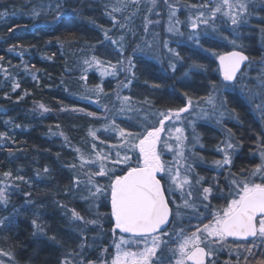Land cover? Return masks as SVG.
Returning a JSON list of instances; mask_svg holds the SVG:
<instances>
[{
    "label": "trees",
    "instance_id": "16d2710c",
    "mask_svg": "<svg viewBox=\"0 0 264 264\" xmlns=\"http://www.w3.org/2000/svg\"><path fill=\"white\" fill-rule=\"evenodd\" d=\"M112 1L0 0V252L8 254L0 255L3 264H87L105 250L109 253L114 226L108 218L110 201L91 196L90 173L95 171L86 161H95L98 167L97 153H110L119 129L140 128L127 119L131 104L148 108L144 117L143 113L136 116L137 122L150 128L157 125L160 112H175L190 99L222 93L228 120L196 127L206 149L202 167L197 169L206 185L218 184L216 189L210 186L214 206L225 204L224 199L221 204L218 201L221 190L223 196L228 194L226 178L231 182L234 177H249L259 166L264 110L260 115L238 85L248 70L262 86L255 88L252 80L250 85L264 92V0H255L250 7L251 21L240 28L237 49L207 37L198 46L181 44L174 71L146 56L144 49H134L138 37L132 39L116 25L113 8H120ZM231 51L250 59L234 88L224 87L218 60L212 56ZM129 61L134 67L124 82L101 71L102 67L121 71L127 65L129 70ZM125 96L130 97L127 102ZM106 109L110 110L107 116ZM227 142L236 149L225 175L213 164L221 157L216 150ZM72 210L83 221L75 220ZM98 215L102 227L85 223ZM178 228L170 230L176 233ZM231 247L241 253L237 259L241 262L264 261L261 240Z\"/></svg>",
    "mask_w": 264,
    "mask_h": 264
},
{
    "label": "snow or ice",
    "instance_id": "6c2138e0",
    "mask_svg": "<svg viewBox=\"0 0 264 264\" xmlns=\"http://www.w3.org/2000/svg\"><path fill=\"white\" fill-rule=\"evenodd\" d=\"M167 2L168 0H165V3ZM132 3L138 4L139 0H132ZM151 3L155 7L156 0H151ZM225 5L229 9L233 7L230 0H223V4L215 6L208 19L203 18L204 12H200L192 19L193 34L189 38L198 40L195 31L199 23L207 25L209 19L214 20L215 14L221 12ZM169 7L171 8V5ZM191 7L207 8L208 4L191 5ZM238 9L242 15L247 12V5L239 3L238 0ZM118 10L113 8L114 12ZM223 14L229 16L233 25L238 24V16L231 15L229 12ZM34 15L38 16L39 12L34 11ZM171 15L174 16L175 11H172ZM172 30V28L169 29V31ZM105 36L107 38V33ZM112 43H116V41H112ZM213 55H217L219 69L224 81L236 80L241 65L249 59L240 51H231L219 55L213 53ZM2 59L3 57H0V60ZM129 65L130 71L134 65L131 61H129ZM171 67L175 70L174 64ZM194 67L203 68L204 66L195 65ZM130 83L131 80L128 81V84ZM213 87L215 88V85ZM129 99L130 97H123L125 102ZM213 100V97H209L208 102L213 103ZM223 103L226 102L222 101ZM191 104L190 99L188 106L179 108L175 112L171 109L167 112H160L158 114L160 118L157 121L159 126L153 125L149 128L142 124L143 130L137 132H125L123 128L119 129L123 143L114 146L117 148L115 158L108 155L101 156L100 153H97V159L101 163L98 165V171L90 173V176L107 177L108 183L106 185L92 184L89 191L92 197L97 199L104 197L110 201L108 218L114 221L113 236H117V230L119 232L118 241L114 240L116 256L112 264H165L161 257H157V252L161 251V256H163L162 245L167 247L173 240L174 234L179 239L176 241V247L168 249L171 252V257L167 260V264H206V258H211L214 255V245L223 244L229 237L240 240H247L249 237L264 239V164L257 166L249 177H234L231 180L227 196H223V190H221L222 198L225 199L226 203L223 207L211 212L212 220L209 223H204L202 227L196 226L195 231L191 232L190 235H183L185 231L183 228H180L178 233L169 231V227L173 226L170 217L179 216V211L177 210L174 214L169 206L170 203H174L169 199V196L174 192L172 185L183 189L184 185L191 186V181L187 176L180 180L178 171L173 174L171 168H166L158 148L162 143L161 135L165 132V121L171 120L173 117L179 120L181 113L187 112ZM40 107L45 111L48 110L43 105ZM121 111L124 109L121 108ZM175 132L182 133V129L177 127ZM91 135L95 136V133L93 132ZM176 139L181 141L180 136ZM165 146L171 148L170 145L165 144ZM227 147L232 148L233 145L229 143ZM179 155L182 156L183 152H180ZM134 157L135 162L133 163ZM105 162L113 166L123 165L124 167L117 171L116 167H107ZM231 162L230 154L225 152L223 160H217L214 163L217 166H223L230 165ZM86 163H95V161H86ZM45 171L48 170L45 169ZM257 174H260L261 177L259 183L251 178ZM5 175H10V173H5ZM166 176L168 179H165ZM18 179H23V177H18ZM196 182L199 183V180ZM76 183L78 184L79 181ZM89 183L92 181L90 180ZM93 188L94 190H92ZM212 191L211 187L203 188V199L208 200ZM191 195L192 193L189 191L187 196L191 197ZM2 196L3 194L0 193V198ZM184 206L191 207L188 200H185ZM205 207L207 208L208 205ZM72 217L75 220L83 221V217L75 210H72ZM35 223L33 221L34 225ZM85 223L102 227L99 215L97 219ZM83 232L84 230L81 229L82 235ZM165 236L169 237L168 241L162 239ZM52 239L55 240V237ZM131 246H135L136 250H131ZM84 247V243H81V251L84 250ZM0 255L8 254L0 252ZM0 264H3V261H0ZM65 264H69V262L65 261ZM87 264H93V262L88 261ZM208 264H213V262L209 259ZM260 264H264V261Z\"/></svg>",
    "mask_w": 264,
    "mask_h": 264
},
{
    "label": "rangeland",
    "instance_id": "374dc122",
    "mask_svg": "<svg viewBox=\"0 0 264 264\" xmlns=\"http://www.w3.org/2000/svg\"><path fill=\"white\" fill-rule=\"evenodd\" d=\"M254 1L255 0H239V3L247 5V12L241 15L238 9V0H230L233 4L231 9L225 5L221 12L215 14L214 20L209 19L207 25L199 23V26L195 31V35L198 36V40L189 38V36L193 34V29L191 28L192 19L199 15L200 12H204L203 18L208 19L209 16L212 15L215 6L223 4V0H198V2L194 4H208L207 8H193L191 5L181 4V2L176 0H168L167 3H165V0H156L155 7H153L151 0H139L138 4L132 3V0H113L112 3L114 6L120 8L116 11V15L114 16L116 25L120 26V29L127 30L132 39L138 37L137 43L134 45V49H144L143 53L146 56L162 65L168 66L172 71H174L171 65L174 64L176 69L177 63L179 62V56L176 55L177 47L181 44L188 43L198 46L200 45L201 39L207 37L224 41L232 47L231 49H237L239 46L238 38L240 37L239 30L251 21L250 7L254 6ZM117 3H119V5ZM169 5H171V8ZM172 11H175L174 16L171 15ZM225 12L238 16V24L233 25L229 16L223 14ZM170 28L173 30L169 31ZM212 56L218 60L217 55ZM126 67H128V65L123 67V70L121 71L113 67H102L101 71H103L104 76H120L121 79L124 78L122 80L124 82L129 74V70ZM262 69L261 73L264 75V67ZM251 80L254 81L253 85L255 88L256 86H262L259 78L257 79V77H252L251 79L248 70L240 79L241 82L239 85L238 81H236L230 86L234 88L238 85V87L242 90L241 92H244L248 97H250L248 98L249 101L253 104L255 110L261 115L264 110L263 88H261L262 91L260 90L258 92L253 88V85H250ZM115 94L114 98L117 99L120 94L119 88ZM210 97L214 98L213 103L208 102L209 97L203 100L192 101L189 110L181 113V118L179 120H176L175 117H173L171 120L165 121V132L161 135L162 143L158 148V151H161V159L165 163L166 168H171L173 174L178 171L180 174V180L187 176V178L191 181V186L184 185L183 189L176 188L175 185H172L174 192L170 195L171 200L174 201L172 205L175 208V211H179V216H175V226L177 228V226L179 227L181 225L185 228L183 235H190L191 232L195 231L196 226L199 225L202 227L204 223H209L212 220L211 212L220 208L219 206H214L212 204L211 199L213 191L208 200L203 199V188L212 186L216 189L218 184L216 182H212L210 185H206V179L199 174V170L197 169L202 167V160L198 156L200 153L197 151L200 148V137L198 136L196 129L197 125L202 123L224 124V121L229 118L226 105L225 103L222 104V101L224 102L222 93L218 94L215 91V94H212ZM186 106H188V103ZM129 109L132 114L131 117H128L127 119L133 123H137V127L140 126V128H134L131 131L130 127V130H125V132L142 131L143 128L140 124L141 122H137L136 115L143 113L144 117L146 113H148V108L131 104ZM109 112L110 110L106 109L104 113L105 116H107ZM157 117L158 119L160 118L159 116ZM156 126H159L158 123ZM177 127L182 129V133L175 132V128ZM178 136L181 137V141H177L176 137ZM114 140L116 145L123 143V138L120 137L119 130L116 132ZM229 143L230 142H227L225 146L218 151L221 156L219 157V160L222 161L225 152H227L230 154L232 161L236 147L232 144L233 147L228 148L227 145ZM165 144L170 145L171 148L166 147ZM116 151L117 148L111 146L109 151L110 153L106 155L111 158H115ZM180 152H183L182 156L179 155ZM259 158V165L264 164V149L260 153ZM227 166L228 165L217 166L215 163L213 164V167L217 168L218 173L225 170V175H227ZM87 167L92 171H98V167H96L94 163L88 164ZM107 167H116L117 169H121L120 167L123 168L124 166H113L108 163ZM201 177L203 179H200ZM165 179H168V177L166 176ZM226 179L225 181L228 183L229 189L231 182ZM252 179L259 183L261 180L260 174L255 175ZM90 180L92 181V184H95L96 182L99 183L100 181V185H106V183H108L107 177L92 176L90 177ZM197 180H199V183L196 182ZM92 190H94V188ZM189 191L192 193L191 197L187 196ZM182 195L183 198H181ZM185 200L189 201L191 207L184 206ZM222 200L223 198L221 201H218V204H221ZM224 200L223 202L226 203ZM205 205H208V207L206 208ZM224 205H221V207ZM178 232L179 231L176 233ZM111 237L112 242L109 246V253L108 249L107 251L102 252L101 256L98 257L93 264H112V261L116 256L114 240L118 241V235L114 237L112 234ZM167 238L169 239L167 236L166 238L162 237V239ZM173 239L178 240L179 237L174 234ZM260 240L264 242V239L260 238ZM141 247L143 246L141 245ZM169 248L171 247L167 246L165 250H162L163 256H161V251L160 253H157V257H161V259L167 261L171 257V252L168 250ZM214 249V255L211 257L213 264H248L245 261L241 262L237 260L239 254L241 253H239V251L237 252V249L231 248L225 242L223 244H215ZM131 250L135 251V246H131ZM221 252L224 254L223 259L221 257Z\"/></svg>",
    "mask_w": 264,
    "mask_h": 264
},
{
    "label": "flooded vegetation",
    "instance_id": "af4514ba",
    "mask_svg": "<svg viewBox=\"0 0 264 264\" xmlns=\"http://www.w3.org/2000/svg\"><path fill=\"white\" fill-rule=\"evenodd\" d=\"M203 124V123H202ZM206 149H205V147L202 145V143H201V138H200V148L197 150L199 153H200V155L198 154V156L200 157V159L202 160V162H204V159H203V156H202V151H205ZM218 151L219 150H216V155H219L220 156V154L218 153ZM219 158V157H218ZM166 187H167V185H165ZM169 199L171 200V198H170V196H169ZM170 208L173 210V213L175 214L176 213V211H175V208L173 207V205H172V203H170ZM174 221H175V215L172 217V225H173V223H174ZM173 226H175V225H173ZM172 226V227H173ZM172 227H169V231H170V229L172 228ZM176 227V226H175ZM180 228H183L184 230H185V228L184 227H182L181 225L179 226V228H178V231H179V229ZM171 232V231H170ZM174 237V236H173ZM164 238H166V236L164 237ZM256 239H258V240H260V237H255L253 240H249V241H245V240H239V239H234V238H231V237H229V238H227V240L226 241H224L227 245H229L230 247L232 246V244H235V243H249V242H252V241H254V240H256ZM163 240H169L168 238L167 239H163ZM176 241H177V239H173L172 241H170V243H169V247H171V248H173L174 246L176 247ZM203 246V245H202ZM165 248H167V247H165L164 245H162V250L164 249L165 250ZM232 248V247H231ZM237 251V250H236ZM157 253H160V251H158ZM222 254H221V257H222V259H223V252H221ZM209 259L210 260H212V258H207V264H208V261H209ZM166 263L165 264H167V261H165Z\"/></svg>",
    "mask_w": 264,
    "mask_h": 264
},
{
    "label": "water",
    "instance_id": "95a60500",
    "mask_svg": "<svg viewBox=\"0 0 264 264\" xmlns=\"http://www.w3.org/2000/svg\"><path fill=\"white\" fill-rule=\"evenodd\" d=\"M243 53V52H242ZM244 55H246L245 53H243ZM247 56V55H246ZM250 62V59H248L247 61L243 62V64L241 65V68H240V71L237 73V78L236 80L234 81H224L223 80V76H222V73L220 71V75H221V79L224 83L226 84H233L237 81V79L239 78V76L242 74V72L244 71V69L246 68V66L249 64ZM218 65H219V60H218ZM220 70V69H219ZM172 219V217H170V220ZM114 223V221H113ZM232 238V237H231ZM235 239V238H234ZM254 238L253 237H249L247 240H253ZM240 240V239H239ZM206 264H207V258H206Z\"/></svg>",
    "mask_w": 264,
    "mask_h": 264
}]
</instances>
